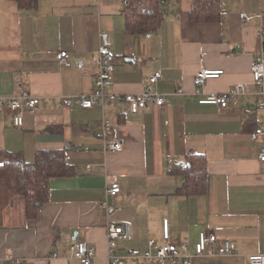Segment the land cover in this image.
<instances>
[{
    "label": "crops",
    "instance_id": "0c3cea01",
    "mask_svg": "<svg viewBox=\"0 0 264 264\" xmlns=\"http://www.w3.org/2000/svg\"><path fill=\"white\" fill-rule=\"evenodd\" d=\"M124 1L38 0L35 10L23 11L0 0V97L27 91L38 99L22 108L20 127L0 109V151L27 163L39 152L62 151L74 172L50 181L48 202L34 219L19 202L0 211V264H80L71 256L75 240L94 249L93 264H106V223L129 227L115 249L121 264H157L143 253L149 241L161 244L164 220L176 245L209 231L228 242L231 254L208 252L191 264H248L249 256L264 254V141L250 139L264 119L251 77L252 62L264 55V0H218L214 22L190 17L195 0H162L164 18L147 35L126 29ZM101 34L116 55L107 92L139 94L159 73L152 87L164 107L133 114L121 100L88 110L62 106L63 97L92 92ZM62 50L68 67L56 60ZM202 70L223 74L197 96L193 79ZM236 85L249 91L225 109L198 103ZM115 140L121 150L106 152ZM195 158L204 161V188L186 195L182 168ZM112 183L120 188L114 198L105 192Z\"/></svg>",
    "mask_w": 264,
    "mask_h": 264
},
{
    "label": "built area",
    "instance_id": "2783aa9c",
    "mask_svg": "<svg viewBox=\"0 0 264 264\" xmlns=\"http://www.w3.org/2000/svg\"><path fill=\"white\" fill-rule=\"evenodd\" d=\"M126 4V1H124ZM241 19L244 21L250 20V17L242 14ZM110 39L108 35H100V46L98 54L93 58L94 64L98 68V72L94 79V86L92 92L88 95H78L74 97H63L62 106L66 109H82L88 110L95 105H103L104 103L116 102L121 100L128 105L129 111L133 114L140 110H150L152 107L162 108L165 105V99L159 95L154 89L153 85L160 79L161 75L155 73L149 78V86H147L139 94H126L116 96L107 90L111 87V74L114 71V62L116 55L110 49ZM69 53L65 50L59 51L56 54V60L59 65L69 66ZM223 74L221 70H202L197 72L193 79L195 88V95L200 96L199 88L202 87L206 81L218 79ZM251 77L253 84L260 89L257 95V104L259 109L264 113V55L257 57L251 65ZM249 91L246 85H236L222 94H212L203 96L198 100L202 105H216L221 109L228 107L229 103L235 102L236 99ZM38 104V99L33 98L27 91H22L18 96L4 98L0 97V109L10 112L13 119V124L20 127L23 124L22 108H34ZM103 127L105 131L110 130V122L103 120ZM250 139L256 141L262 139L264 141V119L261 125L257 126L251 133ZM106 152H119L121 144L119 141H111L105 145ZM258 161L264 165V147L259 149ZM108 197L114 198L120 193V188L116 183H112L105 189ZM100 208L104 212H110L111 209L107 203H101ZM264 234V227L262 229ZM130 234L128 225H116L106 223V238H107V262L106 264H121L120 257L116 254L115 249L118 241L127 238ZM71 256L80 264H93L95 258V251L83 241H73L70 246ZM208 252L217 255L231 254V249L228 242H218L214 232H200L196 241L192 245L181 243L176 245L171 242L168 230L167 221H163L162 242L157 244L151 240L148 242L147 249L143 253L146 258H153L157 264H191V259L196 256H202ZM133 256H138V251H132ZM248 264H264V254L251 255L248 257Z\"/></svg>",
    "mask_w": 264,
    "mask_h": 264
},
{
    "label": "trees",
    "instance_id": "16d2710c",
    "mask_svg": "<svg viewBox=\"0 0 264 264\" xmlns=\"http://www.w3.org/2000/svg\"><path fill=\"white\" fill-rule=\"evenodd\" d=\"M18 9L32 11L38 0H12ZM126 29L137 35L155 32L164 18L162 0H126ZM218 0H195L189 14L192 19L214 22L219 17ZM0 211L15 202L22 204L27 220L34 219L37 211L48 202L49 183L54 178L73 176V168L67 164L62 151H43L33 163H27L21 155L0 151ZM204 161L198 158L182 168L186 183L182 191L186 195L199 194L204 188Z\"/></svg>",
    "mask_w": 264,
    "mask_h": 264
}]
</instances>
